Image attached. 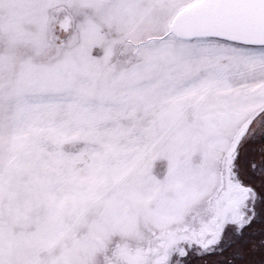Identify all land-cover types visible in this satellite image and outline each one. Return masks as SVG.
<instances>
[{"label":"snow or ice","instance_id":"snow-or-ice-1","mask_svg":"<svg viewBox=\"0 0 264 264\" xmlns=\"http://www.w3.org/2000/svg\"><path fill=\"white\" fill-rule=\"evenodd\" d=\"M0 264H264V0H0Z\"/></svg>","mask_w":264,"mask_h":264}]
</instances>
